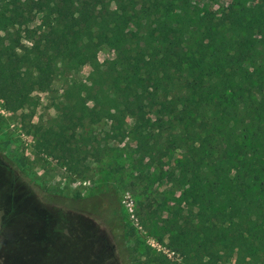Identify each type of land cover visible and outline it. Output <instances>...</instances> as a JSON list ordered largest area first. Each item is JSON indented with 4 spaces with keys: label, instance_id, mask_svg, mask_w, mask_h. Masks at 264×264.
Instances as JSON below:
<instances>
[{
    "label": "trees",
    "instance_id": "16d2710c",
    "mask_svg": "<svg viewBox=\"0 0 264 264\" xmlns=\"http://www.w3.org/2000/svg\"><path fill=\"white\" fill-rule=\"evenodd\" d=\"M0 33L7 109L22 108L40 81L88 67L65 90L72 127L104 119L119 133L126 112H140L139 154L160 168L180 157L207 218L177 225L178 250L235 238L234 264H264V0L200 15L190 0H4ZM102 48L113 57L100 62ZM206 256L191 264L222 259Z\"/></svg>",
    "mask_w": 264,
    "mask_h": 264
},
{
    "label": "rangeland",
    "instance_id": "374dc122",
    "mask_svg": "<svg viewBox=\"0 0 264 264\" xmlns=\"http://www.w3.org/2000/svg\"><path fill=\"white\" fill-rule=\"evenodd\" d=\"M236 2L255 0H190L199 15ZM22 29L6 37H21ZM97 57L113 52L102 48ZM88 72L40 81L17 110L0 99V264H191L207 261V253L222 257L216 264H234L235 238L178 250L179 224L207 217L179 174V156L160 168L139 154L132 130L140 112H126L119 133L104 119L72 127L65 90Z\"/></svg>",
    "mask_w": 264,
    "mask_h": 264
}]
</instances>
